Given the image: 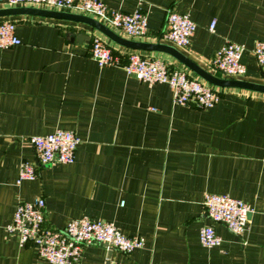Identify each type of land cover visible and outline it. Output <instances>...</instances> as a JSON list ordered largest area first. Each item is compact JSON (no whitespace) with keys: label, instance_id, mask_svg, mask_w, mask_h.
Returning <instances> with one entry per match:
<instances>
[{"label":"crops","instance_id":"obj_1","mask_svg":"<svg viewBox=\"0 0 264 264\" xmlns=\"http://www.w3.org/2000/svg\"><path fill=\"white\" fill-rule=\"evenodd\" d=\"M101 1L109 10L145 14L147 33L132 41L166 44L159 39L166 11L186 15L195 28L188 47L177 51L228 79L212 69V55L223 42L242 45L239 80L264 85V67L250 53L254 42H264V0ZM10 7L0 2V9ZM2 20L13 22L19 44L0 50V264H47L5 230L15 205L36 198L44 202L45 229L86 217L143 240L128 255L86 246L77 264H264V94L210 86L166 54L121 47L81 24L26 14ZM93 37L120 64L136 52L185 70L218 101L207 109L176 105L165 84L98 67L88 52ZM57 129L79 139L74 161L38 165L27 139ZM23 162L36 178L16 184ZM204 194L250 206L242 235L212 224L220 244L200 246L198 231L209 224Z\"/></svg>","mask_w":264,"mask_h":264},{"label":"built area","instance_id":"obj_2","mask_svg":"<svg viewBox=\"0 0 264 264\" xmlns=\"http://www.w3.org/2000/svg\"><path fill=\"white\" fill-rule=\"evenodd\" d=\"M11 7H33L46 10L64 11L85 15L98 21L110 30L119 32L127 39L143 38L147 33L145 14L136 8L130 13L109 10L101 0H0ZM165 29L159 35L164 43L175 49L188 47L194 31V24L186 15L170 11L165 14ZM213 23L209 30L212 31ZM19 44L14 35V24L0 21V50ZM242 45L223 42L210 60L212 69L221 77L240 79L244 76V66L240 56ZM89 57L98 67H120L125 75L146 85L165 84L171 91L172 103L191 104L198 109L212 107L218 101V93L188 72L167 67L157 59H150L131 52L125 63L97 37L89 43ZM250 53L258 66L264 67V42L253 43ZM38 165L71 164L79 139L70 131L57 129L43 136L27 139ZM36 178L34 167L21 163L18 167L16 184ZM121 204V203H120ZM204 218L198 231V242L203 248L220 244L212 224L223 225L230 233L240 236L246 229L247 217L252 209L249 205L228 195L204 194L202 199ZM44 202L36 198L31 202H18L15 205L11 222L6 225L8 233H14L19 246L32 245L36 256L47 264H77L84 247L99 244L107 251L115 250L123 255L143 246L139 236H125L112 224L93 221L86 217L68 221L62 229L48 230L43 227ZM104 264H118L106 261Z\"/></svg>","mask_w":264,"mask_h":264},{"label":"water","instance_id":"obj_3","mask_svg":"<svg viewBox=\"0 0 264 264\" xmlns=\"http://www.w3.org/2000/svg\"><path fill=\"white\" fill-rule=\"evenodd\" d=\"M16 14H26L44 18L58 19L62 21H67L71 23H77L84 26H87L104 37H106L111 42L135 51H144V52H153V53H163L171 58H173L176 62L182 65L186 70L194 74L197 78L205 82L206 84L216 87V88H235L239 90H244L252 93L264 94V85L250 83L239 79H221L217 78L210 73H207L202 68L197 66L179 51H177L174 47L162 44L159 42L155 43H147V42H139L132 41L125 38H122L112 32L110 29L85 15L64 12V11H54V10H46L40 8L33 7H10L0 9V18L8 17Z\"/></svg>","mask_w":264,"mask_h":264}]
</instances>
